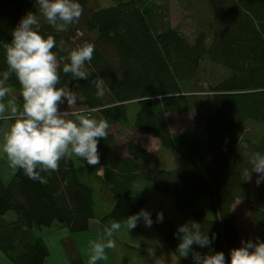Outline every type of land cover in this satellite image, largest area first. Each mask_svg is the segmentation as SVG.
Returning a JSON list of instances; mask_svg holds the SVG:
<instances>
[{
    "label": "trees",
    "instance_id": "1",
    "mask_svg": "<svg viewBox=\"0 0 264 264\" xmlns=\"http://www.w3.org/2000/svg\"><path fill=\"white\" fill-rule=\"evenodd\" d=\"M112 1L102 7L101 0H78L83 15L66 31L40 17L42 33L56 39L58 59L86 41L95 45L86 65L89 78L64 74L67 61L62 60L59 86L70 88L80 104L97 109L109 123L156 138L159 152L173 150L188 166L161 167L157 153L135 142L119 151L108 134L99 140L95 167L73 156L60 162L47 184L22 170L8 182L0 177V253L12 264H44L49 251L42 227L84 232L96 220L93 227L103 234L109 220L126 219L145 207L141 192L158 190L172 198L184 223L195 221L214 235L208 248L222 251L229 264L231 249L242 241H264V182L254 185L252 195L242 175L250 167L242 143L264 153V0H206L208 27L192 37L171 25L167 3ZM28 11H37L35 0H0V72L7 70L4 44ZM97 75L107 85L103 98H97L92 83ZM9 83L22 104L14 75ZM173 110L192 115L199 128L170 129L165 113ZM238 199L250 204L249 217L260 227L255 235L237 226L231 207ZM9 211L13 218L5 216ZM151 218L179 262L189 264L190 253L187 259L176 253L177 226ZM74 241L61 239L68 264H86Z\"/></svg>",
    "mask_w": 264,
    "mask_h": 264
},
{
    "label": "clouds",
    "instance_id": "2",
    "mask_svg": "<svg viewBox=\"0 0 264 264\" xmlns=\"http://www.w3.org/2000/svg\"><path fill=\"white\" fill-rule=\"evenodd\" d=\"M35 5L37 11L22 16L12 31L11 41L4 44L7 70L0 72V121L10 123L2 133L0 151L14 173L22 170L29 179L47 184L62 160L75 156L89 166L99 165V140L107 139L109 122L107 118L92 117L91 111L95 109L69 111L76 105L77 95L67 86H59L62 60L67 61L62 66L64 74H71L72 79L89 78L86 65L93 58L94 43L86 41L58 59L53 51L57 47L54 35L42 33L40 17L56 31H66L80 20L84 12L82 5L78 0H35ZM13 75L20 85L22 104L10 95L13 89L9 81ZM92 83L97 98H103L107 88L104 78L97 75ZM65 101L67 110H61L60 105ZM242 148L250 166L242 171L244 180L251 181L255 172L254 183L259 186L264 182V153L250 151L243 143ZM156 220L162 222V212H157ZM141 221L146 227L153 223L150 212L143 208L126 219L109 220L102 236L89 241L88 264L106 261V250L116 247L114 235L122 228L131 231ZM176 235L179 258L187 259L191 253L194 264H225L222 251L201 254L193 250V244L210 247L215 238L202 231L200 223L188 221L178 225ZM149 251L154 255V249ZM229 264H264V241H242L241 246L231 249Z\"/></svg>",
    "mask_w": 264,
    "mask_h": 264
},
{
    "label": "rangeland",
    "instance_id": "3",
    "mask_svg": "<svg viewBox=\"0 0 264 264\" xmlns=\"http://www.w3.org/2000/svg\"><path fill=\"white\" fill-rule=\"evenodd\" d=\"M163 3H167L168 19L172 26L177 29L182 30L186 35L192 37V35L201 28L207 29L210 21V11L207 6L206 0H187L184 3L177 2L176 0H158ZM113 4L112 0H101V6ZM19 93L13 89L10 95H13L17 99ZM61 110H67V103L60 105ZM69 111L84 110L89 111L93 108L85 107L80 104V99H77L76 105L68 109ZM92 117L96 119L102 118L99 111H91ZM167 118V123L170 129L177 131H185V129L196 130L199 128L197 126V119L192 115L181 110H173L171 112L165 113ZM9 122L0 121V143H2V133L6 129ZM252 128V126H250ZM257 131L260 130L258 127H253ZM108 134H111L113 140L116 142V146L119 151L123 150V145L126 142H135L142 148L151 151L152 153H157L160 157L159 165L161 167L171 168L176 165L187 167L188 163L177 157V154L170 149L159 152L158 150V140L156 138H151L145 133H141L136 129L129 126L111 124L109 123ZM84 165H88L86 161H83ZM89 166V165H88ZM0 170L12 171L8 166L5 154L0 151ZM256 173L251 174V181L247 180L249 192L253 195L255 192L254 181L256 179ZM141 196L145 199V207L143 209L150 212L151 215H157V212L163 213V218L171 220L176 226L184 223V219L180 213L177 212L175 203L168 194H164L158 190H145L141 192ZM249 207L250 204L245 201V199L236 200L231 210L235 213L237 226L246 235H255L260 230L258 223L249 217ZM7 218H13L15 214L11 211L7 212L5 215ZM96 220L91 221V229L89 231L69 233V230L61 226L60 228L54 229L53 227H42L39 230L44 241H46L47 249L49 250L50 256L46 258L44 264H62L59 258L60 255L63 258V251L60 252L55 241L56 238H51V230L56 232L67 231L70 236L75 240L77 249L80 251L82 258L85 263L88 264L90 248L89 241L98 239L102 234L93 227ZM116 242V247L114 249H107L106 254L108 259L106 261H98L97 264H181L174 255L173 251L165 241L162 236L156 230L154 225L151 227H146L143 221H141L138 226L131 231L127 232L126 229H121L114 235ZM57 242V240H56ZM61 249V241H59ZM150 249H154V255L150 254ZM194 251L200 252L201 254L213 252L208 247L201 248L196 246ZM51 251V253H50ZM189 264H194L192 255L190 253ZM126 260V261H125ZM0 264H12L5 259L4 255L0 253ZM65 264V263H64Z\"/></svg>",
    "mask_w": 264,
    "mask_h": 264
},
{
    "label": "crops",
    "instance_id": "4",
    "mask_svg": "<svg viewBox=\"0 0 264 264\" xmlns=\"http://www.w3.org/2000/svg\"><path fill=\"white\" fill-rule=\"evenodd\" d=\"M13 173H14L13 170L10 171V173H8V171L6 172V171H4V170H3V171L0 170V177L2 178L3 183H4V182H8V180L11 179V176H12ZM51 234H52V235H51V238H50V239L53 240V238H56L57 242H56V240H54L55 243H56V245L58 246L60 252L63 251V249H61V246H60L59 241H61L62 238H65V237L70 236V235L68 234V232H67V231H61L60 234H59V232H56V231H54V230H51ZM45 242H46V241H45ZM48 251H49V250H48ZM50 253H51V251H50ZM49 256H50V254H49ZM59 260H60V262H63L62 264H64V263H65V264H68V263H69V262L67 261V257H66V254H65L64 251H63V258H62V256L60 255ZM45 261H46V260H45ZM50 263H51V262H50V258H49V263H48V264H50Z\"/></svg>",
    "mask_w": 264,
    "mask_h": 264
}]
</instances>
